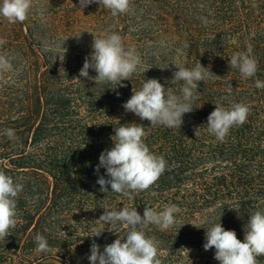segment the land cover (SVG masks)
<instances>
[{"label":"trees","instance_id":"1","mask_svg":"<svg viewBox=\"0 0 264 264\" xmlns=\"http://www.w3.org/2000/svg\"><path fill=\"white\" fill-rule=\"evenodd\" d=\"M44 1L50 7H35ZM58 3L33 0L23 23L0 16V55L13 65L0 72V170L24 185L17 202L22 222L0 240V264H90L94 242L102 252L126 235L123 227L116 234L97 221L104 208H136L143 216L145 206L167 205L180 209L175 225L143 229L158 241L162 264H219L214 248L204 250L205 229L220 221L243 242L249 215L264 211V88L255 86L264 81V0H130L129 11L116 16L102 3L56 9ZM111 32L141 58L122 82L126 87L115 90L79 76L94 36ZM249 45L258 71L245 79L229 60ZM199 62L220 77L199 82L195 108L180 129L152 127L123 108L147 79L179 95L182 82L171 83L175 65L191 69ZM235 103L250 108L247 121L219 141L209 134L207 117L216 105ZM132 122L145 127L144 142L168 167L129 200L110 185L101 192L97 179L106 170L95 168L101 152L113 147L114 128ZM6 129L18 139L9 140ZM92 229L105 230L92 237ZM38 233L49 251H36ZM257 260L264 264V256Z\"/></svg>","mask_w":264,"mask_h":264},{"label":"clouds","instance_id":"2","mask_svg":"<svg viewBox=\"0 0 264 264\" xmlns=\"http://www.w3.org/2000/svg\"><path fill=\"white\" fill-rule=\"evenodd\" d=\"M32 2L33 0H0V16L9 23H23L28 17ZM92 3H102L113 16L126 14L130 9V0H80V7L83 9ZM203 22L206 24L208 21L204 19ZM64 43L58 45L63 48L61 61L67 52L63 47ZM252 52L249 45L246 51L233 54L229 60V66L237 69L245 79L254 77L258 71V63ZM140 64L141 58L136 50L126 49L121 35L111 32L101 38L94 36L92 52L85 58L79 76L94 80L96 84L109 83L113 85L111 89L115 90L117 87H126L122 82L130 80ZM175 66L178 70L173 73L171 83L182 82L179 95L171 91L170 87L166 88L158 79H147L139 90H132L131 97L122 105L125 111L149 121L152 127L161 125L180 129L184 123V115L195 108L194 103L199 98V82L220 76L200 62L191 69ZM12 67L8 56L0 55V72L10 71ZM90 69L97 73L95 77L89 75ZM255 86L264 88V81L257 79ZM231 89L229 84V92ZM249 113L250 108L243 103H235L227 108L216 105L215 110L207 117V130L217 140L224 141L231 128L246 123ZM5 135L9 140L18 139L14 129H6ZM146 135L145 127L135 122L120 124L114 128V135L110 137L113 147L101 152L99 164L95 168L96 173L101 168L106 170L105 175H100L97 179L101 192H110V185L111 192L132 200L135 195L156 184L168 165L164 157L150 151L144 142ZM23 189L22 183L6 171L0 170V240L12 235L18 223L22 222L17 202ZM104 209L97 221L107 225V230L116 234V230L123 227L126 235L105 245L102 252L94 242L88 256L90 264H162L158 241L147 236L143 229L148 225H155L164 231L174 226L176 214L180 211L178 206L167 205L162 211L145 206L143 216L136 208ZM104 230L92 229V237L101 236ZM205 230L204 250L214 248V259L219 264H259L257 257L264 256V211L257 210L249 215L243 242L237 238L234 230H226L220 221ZM35 241L37 252L50 250L44 235L38 233Z\"/></svg>","mask_w":264,"mask_h":264},{"label":"rangeland","instance_id":"3","mask_svg":"<svg viewBox=\"0 0 264 264\" xmlns=\"http://www.w3.org/2000/svg\"><path fill=\"white\" fill-rule=\"evenodd\" d=\"M57 1H59L60 3L54 5L56 9H81L80 0H57ZM35 7L38 9H42V8L50 7V5H48V3L44 1L43 3L41 2L37 3ZM43 264H57V263H55L54 261H47L44 262Z\"/></svg>","mask_w":264,"mask_h":264}]
</instances>
